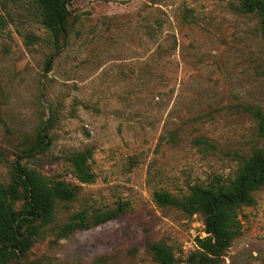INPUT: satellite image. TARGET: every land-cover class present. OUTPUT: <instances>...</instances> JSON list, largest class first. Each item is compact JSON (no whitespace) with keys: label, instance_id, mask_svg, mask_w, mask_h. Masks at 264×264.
I'll return each instance as SVG.
<instances>
[{"label":"rangeland","instance_id":"1","mask_svg":"<svg viewBox=\"0 0 264 264\" xmlns=\"http://www.w3.org/2000/svg\"><path fill=\"white\" fill-rule=\"evenodd\" d=\"M239 1L70 0L57 35L29 0L0 6V185L17 161L80 185L18 264H159L155 242L174 264H203L193 257L202 215L159 206L153 192L230 180L264 145L247 109L264 113V37ZM84 149L89 183L68 162ZM254 197L238 209L240 234L208 264H264V186ZM120 202L124 211L94 223ZM79 210L86 226L64 235Z\"/></svg>","mask_w":264,"mask_h":264},{"label":"trees","instance_id":"2","mask_svg":"<svg viewBox=\"0 0 264 264\" xmlns=\"http://www.w3.org/2000/svg\"><path fill=\"white\" fill-rule=\"evenodd\" d=\"M9 0H0L4 9ZM35 9L39 22L57 34L62 33L67 18V4L70 0H29ZM237 9L256 16L261 35L264 37V0H240ZM7 19L0 11V30ZM257 122V134L264 140V113L259 108H247ZM195 143L208 144L203 138ZM91 152L84 149L68 157L74 177L80 183L92 182L94 172L89 166ZM8 184L0 185V264L19 259L30 247L40 231L54 223L58 203L73 200L79 184L51 179L37 170L29 169L18 161ZM264 186V145L254 148L244 157L230 180L215 178L208 184H193L187 194L176 196L164 190L153 192V199L159 206H173L187 215L200 213L203 217L204 236H196L199 250L194 253L199 262L215 263V258L240 234L241 222L238 209L255 202L254 192ZM20 203L16 208L15 204ZM120 202L116 210L98 212L93 218L95 224L104 222L124 211ZM88 214L79 210L71 214L60 227L65 235L86 226ZM154 259L159 264H174L175 258L168 247L155 242L150 245Z\"/></svg>","mask_w":264,"mask_h":264}]
</instances>
